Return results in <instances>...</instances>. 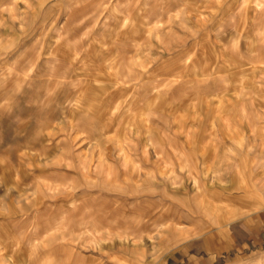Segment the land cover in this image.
Returning a JSON list of instances; mask_svg holds the SVG:
<instances>
[{
  "label": "rangeland",
  "instance_id": "374dc122",
  "mask_svg": "<svg viewBox=\"0 0 264 264\" xmlns=\"http://www.w3.org/2000/svg\"><path fill=\"white\" fill-rule=\"evenodd\" d=\"M244 143L264 185V0H0V264H163L248 192Z\"/></svg>",
  "mask_w": 264,
  "mask_h": 264
},
{
  "label": "crops",
  "instance_id": "0c3cea01",
  "mask_svg": "<svg viewBox=\"0 0 264 264\" xmlns=\"http://www.w3.org/2000/svg\"><path fill=\"white\" fill-rule=\"evenodd\" d=\"M37 15H40V17H37L40 20H47L52 18L53 11L46 9ZM36 30L37 27L35 28ZM109 37H106V40H101L100 42H103L106 46L113 43L116 47L122 43L121 37H117L116 35L115 39L111 35ZM130 37L131 39L133 37L134 39L136 38L133 35ZM56 43H59L58 40L52 39L50 50L53 53L51 54H54V57L58 59L65 58V62L72 64L71 59L67 56L68 52H64L67 50V47L60 46L61 44ZM56 50H61V53H54ZM216 116L217 114H211V122L215 123ZM221 121L224 124L222 118ZM224 128L229 129L228 125L224 126ZM220 141H216V144L211 148L205 141H192V139H187L183 141L182 146L188 147L189 150L194 151L199 156V158L196 156V162L198 161L197 166H201V169H204L205 166L202 167V165L208 164L210 160L212 164H220L215 168L216 170L228 171L231 169L230 163H226L229 154L224 152V149L220 146ZM245 144H243L242 154L234 166V172L238 169L247 171L248 192H244L243 195L242 191L236 189H233L231 192L229 191V188H233L234 173L228 180V183L221 186L222 189H214L216 192L211 191L212 195L216 198V202L219 203L218 219L221 225H219L217 230L194 238V243H185L180 248H177L172 254L168 255L163 264H228L240 252H247L252 249L264 255L263 178L261 176V169L254 166L255 158L252 157L253 152ZM224 188L226 190L221 191ZM224 193H232L234 196L233 200L225 201L222 199L221 195ZM237 197L242 201H239V198L237 200Z\"/></svg>",
  "mask_w": 264,
  "mask_h": 264
}]
</instances>
